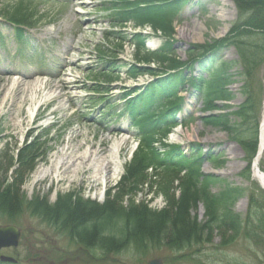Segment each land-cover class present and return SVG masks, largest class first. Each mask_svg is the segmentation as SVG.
<instances>
[{"label":"rangeland","instance_id":"1","mask_svg":"<svg viewBox=\"0 0 264 264\" xmlns=\"http://www.w3.org/2000/svg\"><path fill=\"white\" fill-rule=\"evenodd\" d=\"M15 1L17 0H3L2 6H8ZM50 1L52 3L39 4V10L48 17L31 32L32 37L36 39V43L32 44L33 47L48 46V49H51V55L45 59L46 62L39 63L37 67H27L25 59L18 53H24L30 48H22L21 51H17L15 45L0 48V161L3 163L0 165V183L9 186L14 181L16 165L9 167L12 162L11 156L30 143L34 137L42 135L50 128L54 129L51 137H55V142L49 144L53 146V150L45 158V162L39 161L22 185L20 190L26 197L25 202L29 204L39 197L46 199L49 205L55 206L61 197L73 195L75 199L103 204L109 194L113 197L119 192L124 175L119 179H109L107 183L102 181L100 186L93 188L94 183L91 180L94 170L85 174L84 183L79 181L88 171L86 167L80 172L82 175L75 180L76 184L70 181L58 182L53 177L36 184L35 174L39 169L48 167L53 157L62 156L72 137L75 139L70 145L78 151V155H82L87 149L94 152L100 148L98 157L101 160H110V150L116 144L122 143L119 155L110 166L111 169L115 168L119 160L125 164L126 169L132 154L137 149L138 137L135 130L128 125L126 118L116 121L115 116L112 115L117 111L116 108L109 115L106 108L117 102L115 96L126 91L122 87L131 88L139 82L130 79L127 66L123 67L119 77L116 76L117 74L113 75L112 80L102 75L104 63L101 61L99 48L105 50L108 55L118 51V43L107 38L112 27L110 12L106 9L110 0ZM209 2L210 0H203L204 4H209L208 12L204 14L200 12L197 4H189L180 11L181 20L174 23L175 40L178 44L174 55L170 57L171 60L190 59L191 61L198 55L194 46L223 38L229 33L237 18L233 2L231 0ZM10 33L13 34V30L6 31L7 35ZM194 34H201L202 41L193 39ZM53 41L56 44L52 48ZM155 41L158 42L157 50L165 42L163 38H155ZM147 50L156 51L148 47ZM122 55L120 58L135 60V49L126 46V52ZM144 56L145 53H142L140 58ZM238 61L237 52L230 49L223 60L228 66L223 65L222 62L218 63L212 69V73L215 76L225 72L233 75L237 71L240 73L241 66ZM169 63L152 60L148 66L153 69H165ZM229 63L234 65L229 66ZM54 64L55 67L50 69ZM141 65L147 66L144 62ZM117 67L120 68L121 64L118 63ZM14 75L18 77H13ZM233 78L237 81L230 87L237 93L236 99L230 103L234 110L244 103L243 87L247 83L253 85L254 92L261 99L260 101L257 99L258 107L261 108L260 103H262L264 109V66L254 71L252 83L250 81L244 83L238 76ZM148 79L151 80L152 77ZM96 85L109 86L111 91L107 94H97L92 90L93 87H98ZM180 96L186 99L184 103L186 125L182 128L180 139L185 142L184 152L190 155L192 145L201 144L205 147L206 153H210L211 157H216L222 162L208 164L206 160L203 171L206 174L215 172L219 178V181L210 187L213 193H217L225 185L247 190V197L240 199L235 207V212L244 217L248 209V197L252 192L257 193L256 189L260 185L248 172L243 149L227 133L201 123L198 119L203 116L201 100L191 99L186 94ZM101 97L106 99L103 100ZM35 112V117H32ZM189 113L193 114L194 121L187 117ZM165 141L170 143V137ZM101 145L103 146L100 147ZM77 146L81 147L78 149ZM157 147H160V144H157ZM68 153L70 154V151ZM263 162L264 156L259 162L260 171L261 165L264 168ZM160 179L155 175L149 177L148 185L140 189L134 198L135 203L145 202L154 210L165 208L166 198L157 189L156 184ZM179 183L176 180L174 186L178 187ZM130 201L131 199L125 202V205L129 206ZM192 216L198 217L199 221L203 222L204 206L201 204L197 207L192 212ZM56 224L58 223L52 224L44 218L32 216L30 212L19 213L13 217L0 216L1 227L12 225L21 232L18 248L3 250L0 256L14 258L19 264H227L230 256L244 258L252 264H264V258L259 251L256 257L249 258V253L242 243L227 248L221 246L223 241L218 234L210 244L193 246L182 251L162 246L149 248L145 252L128 248L115 254L92 248L90 243L83 244L76 234L74 237ZM120 226V223L114 225L110 236L118 237Z\"/></svg>","mask_w":264,"mask_h":264},{"label":"trees","instance_id":"2","mask_svg":"<svg viewBox=\"0 0 264 264\" xmlns=\"http://www.w3.org/2000/svg\"><path fill=\"white\" fill-rule=\"evenodd\" d=\"M193 0H120L115 5V20L118 24L134 22L136 25L149 24L155 31H161L169 42L157 55L148 54L140 59V53L145 49L147 38L143 35H133L131 41L136 45L137 58L150 62L151 57H157L162 62H170L168 68L179 69L183 64L168 59L174 49L173 37L175 30L173 22L178 17L183 5ZM238 11L237 22L231 28L228 36L198 46L201 51L198 63L202 75L190 77L185 71H178L166 78L156 80L148 85L144 92L125 102V110L130 113L134 126L138 129L140 146L127 167V173L119 186V192L113 197L109 194L106 202L99 205L91 201L76 200L73 195L61 197L55 206L49 205L46 199L35 198L29 204L21 194V187L27 177L37 167L39 159L45 157L41 147L31 144L23 149L18 158L19 168L11 185L0 183V216H16L19 213L30 212L52 224L58 223L59 228L76 234L83 244H91L106 253L119 254L133 248L138 252L149 248L166 246L176 251H182L193 246H201L213 242L216 234L222 237L223 247L244 241L248 246H254L264 253V191L257 187V193H250L249 208L243 218L234 211L236 202L244 197L240 188L225 186L213 193L211 185L217 178L202 172L203 154L198 149L194 158L188 160L182 155L180 148H172L162 154L155 143L159 136L165 137L167 132L177 122V112L181 108L173 107L180 92L189 86L193 96H202L230 102L234 95L228 89L233 83L232 76L224 74L218 79H205L204 73L209 67L220 60L224 53L235 47L242 66L241 75L252 82L256 69L264 65V0H233ZM11 20L28 22L26 10L21 13H7ZM172 40V42L170 41ZM150 57V58H149ZM114 64V63H112ZM209 64V65H208ZM147 72L132 67L129 73L137 76ZM151 75L157 72L149 71ZM246 100L243 106L235 112L203 118L206 126L221 128L231 139L238 142L247 156L248 172L258 148V127L260 106L252 84L245 86ZM260 100V99H259ZM257 101V102H256ZM162 104L171 107L163 110L158 116L150 114V109H158ZM175 107V106H174ZM229 106H223L227 111ZM234 117V118H233ZM239 128V129H238ZM243 129V130H241ZM213 159L212 161H214ZM0 161V165H2ZM14 162L9 164L12 167ZM155 170L150 175L148 171ZM186 170L185 175L179 173ZM160 177L157 189L165 196L166 206L162 210H154L145 202L136 204L134 198L140 189L148 183V178ZM162 176V177H161ZM178 180V187L174 182ZM177 191L179 194L177 195ZM131 199L130 205L125 202ZM28 204L27 208L25 205ZM204 206L205 218L200 222L193 217L192 212L200 205ZM120 223L119 236H110L114 225ZM228 264H247L238 262L235 258Z\"/></svg>","mask_w":264,"mask_h":264},{"label":"bare ground","instance_id":"3","mask_svg":"<svg viewBox=\"0 0 264 264\" xmlns=\"http://www.w3.org/2000/svg\"><path fill=\"white\" fill-rule=\"evenodd\" d=\"M201 34H194L193 39L202 41ZM157 44H153L151 47L155 49ZM176 137L174 138L177 142L183 144L181 139L182 132L180 129L175 131ZM174 137V136H172ZM75 139L74 137L69 139V146L64 149V153L62 156L56 155L53 157L48 167H44L39 169L35 174L36 184L40 183L44 179L48 177H53L58 180V182H65L70 181L73 184H76V179L79 178L82 174L81 171L84 170L86 167L88 171L83 174V177L79 180L80 182L84 183L85 181V174L89 173L90 171L94 170L93 177L91 182L94 183V187L100 186L103 183H107L109 179H119L123 176L125 172V164L118 160V165L115 168L111 169V164L114 163L115 157L119 155L120 149L122 147V143L116 144L114 148H112L110 154V160L103 159L98 157L99 149H96L94 152H91L90 149H87L82 155H78V151L72 147L70 144L72 140ZM104 142V140L102 139ZM185 143V142H184ZM86 145V144H85ZM101 145L100 147H102ZM81 146H77L76 148H80ZM72 150V151H71ZM70 151V154L68 153ZM77 154V155H76ZM264 156V115H263V122L261 127V157ZM259 164V162H258ZM110 169V170H109Z\"/></svg>","mask_w":264,"mask_h":264},{"label":"water","instance_id":"4","mask_svg":"<svg viewBox=\"0 0 264 264\" xmlns=\"http://www.w3.org/2000/svg\"><path fill=\"white\" fill-rule=\"evenodd\" d=\"M20 231L14 226L0 227V251L5 248L17 247ZM2 262H14L13 259L1 257Z\"/></svg>","mask_w":264,"mask_h":264}]
</instances>
